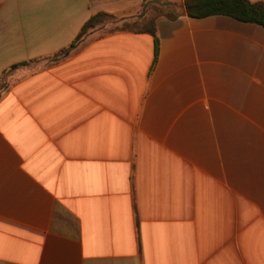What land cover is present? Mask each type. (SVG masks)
<instances>
[{
    "label": "crops",
    "instance_id": "obj_1",
    "mask_svg": "<svg viewBox=\"0 0 264 264\" xmlns=\"http://www.w3.org/2000/svg\"><path fill=\"white\" fill-rule=\"evenodd\" d=\"M0 264H264V27L0 0Z\"/></svg>",
    "mask_w": 264,
    "mask_h": 264
},
{
    "label": "trees",
    "instance_id": "obj_2",
    "mask_svg": "<svg viewBox=\"0 0 264 264\" xmlns=\"http://www.w3.org/2000/svg\"><path fill=\"white\" fill-rule=\"evenodd\" d=\"M186 13L192 18H205L212 15H225L246 23H256L264 27V2L253 3L249 0H185ZM111 19L107 14H98L92 17L83 26L75 42L61 52L60 55H67L71 50L84 42L91 30L103 21ZM148 32L156 37L154 27ZM24 64L22 66H25ZM19 66H13L15 69Z\"/></svg>",
    "mask_w": 264,
    "mask_h": 264
},
{
    "label": "rangeland",
    "instance_id": "obj_3",
    "mask_svg": "<svg viewBox=\"0 0 264 264\" xmlns=\"http://www.w3.org/2000/svg\"><path fill=\"white\" fill-rule=\"evenodd\" d=\"M62 56V55H61ZM37 62H34V67H36Z\"/></svg>",
    "mask_w": 264,
    "mask_h": 264
}]
</instances>
